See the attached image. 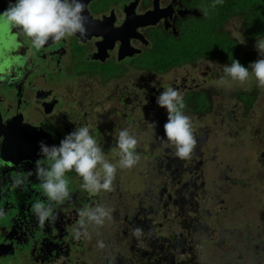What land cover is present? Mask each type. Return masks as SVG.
<instances>
[{"label": "flooded vegetation", "instance_id": "obj_1", "mask_svg": "<svg viewBox=\"0 0 264 264\" xmlns=\"http://www.w3.org/2000/svg\"><path fill=\"white\" fill-rule=\"evenodd\" d=\"M7 1L15 3L2 0ZM83 3L87 29L83 38L73 35L59 42L49 40L38 50L19 29L0 27V264H88L89 250L80 237L74 236L80 222L76 219L81 220L79 213L88 200L81 194L79 176L66 173L70 199L62 204L51 202L56 215L54 222L46 221L41 227L34 215V203L49 204L35 175V162L43 159L40 143L59 146L70 131L81 126L105 127L110 117L117 125L118 116L113 112L116 104L129 109L121 112L127 111L132 122L133 83L146 86L145 80L151 74L173 73L205 61L157 73L149 67L153 43L177 42L187 33L214 27L228 31L235 40L234 31L243 32L240 15L229 16L221 26V16L216 11L228 9H219L220 4L211 7L215 0H83ZM8 5L0 8V13ZM205 62L211 63L212 76L215 69H221L217 60ZM126 91L130 95L119 103V93ZM99 132L95 133L100 138ZM153 166L152 163L150 169ZM122 170L119 176L117 170L113 190L103 200V205L111 210V219L105 221L96 239H101L102 244L95 241L93 264H106L101 253L112 259L113 246L104 244V240L118 231L117 224L120 227L138 220L131 192L125 189L129 178L120 180ZM29 171L33 174L23 185L16 186L15 180ZM127 171L133 173L131 169ZM137 174L142 176L140 172ZM146 232L147 228L141 232V238L157 244L159 240ZM165 263L171 264L167 258Z\"/></svg>", "mask_w": 264, "mask_h": 264}, {"label": "trees", "instance_id": "obj_2", "mask_svg": "<svg viewBox=\"0 0 264 264\" xmlns=\"http://www.w3.org/2000/svg\"><path fill=\"white\" fill-rule=\"evenodd\" d=\"M218 8L228 9L227 12L224 10L216 11L221 16V26L224 25L223 22L229 16L240 15L243 22V34L246 38H264V0H223ZM202 59L205 61L217 60L220 67L230 66L232 60H237L242 66L249 67L255 60V51L243 52L228 31L214 27L207 31L187 33L177 42L153 43L151 45L149 67L161 74L169 68L193 64ZM213 73H215L217 79L225 78L222 67L220 70L215 69ZM134 89L136 103L132 112L134 116L132 122L127 111L122 113L120 106L116 104L113 112L115 111L118 116L117 125H115L114 119L110 117L105 127L89 129L102 147L108 160L111 158L112 152H119L117 146L118 134L123 129H128L130 134L134 135L135 138L137 136V139L140 140L135 149L137 153L142 152L150 157L158 151L160 154L155 156L154 166L146 176L141 173L143 182H137L140 189L130 193L131 203L134 205V214H139L138 220L133 223L125 222L120 227L119 224L116 225L118 231L116 233L112 232L104 240V244L109 243L113 246L111 255L113 261L107 256L105 258L103 253H101V258L106 264H166L165 258L171 264H198L199 253L196 252L197 248L194 247V237L205 238L207 241L211 238L208 236L211 233L207 231L206 223L203 224L200 217V205L206 204L209 199L210 204H215V199L224 196L228 192L225 189H220L223 188L222 185L216 184L215 187L212 186L210 189L209 197L206 193L205 201L203 198L198 197V183H201L202 178L199 173L201 168L199 163L200 148L209 137V127L199 126L198 131L193 132L197 144L191 157L188 159L178 158L175 155V148L166 142L164 134L163 125L167 122V113L164 115L161 110L157 109L158 107L159 109L162 108L156 100L163 89L150 91L148 97L145 94L146 86L134 84ZM138 89L139 93L136 91ZM176 89L183 93L186 104L183 111L191 120L196 116L206 115L212 110V86L201 83L186 86L182 83ZM129 95L130 92L128 91L119 93V103L123 102ZM235 95L237 100L243 103V110L252 109L256 98V88L250 90L240 89ZM156 114H159V118L154 122L155 127L153 129L149 123L153 124L151 119ZM96 130L102 133L100 138L96 136ZM144 133H150L152 138L147 139L143 135ZM258 134L261 140L264 141V126L263 128L259 127ZM159 158H162V163L158 161ZM117 170L119 176L118 173L121 168H117ZM134 171L138 173L136 170H133V173ZM258 172L263 176L264 166L260 167ZM73 174L75 175L74 171L71 172V175ZM152 178L153 181L150 182ZM120 180L123 179L120 178ZM231 182L240 186L248 184L246 183L248 181L243 179L232 178ZM81 183L83 184L82 179ZM128 184H130V179ZM232 187L236 186L232 185ZM218 210L228 212L231 211V208L219 207ZM161 226L163 227L161 228ZM136 228L142 231L147 228L145 234L154 235L159 240L158 243L148 241V238H141V234L139 236L133 235V229ZM260 234L259 230H250L243 233V238L248 243L247 246L254 243L257 245L263 243ZM115 237L118 238L117 241ZM226 238L231 239V237ZM143 243H147V245ZM195 253L196 257L193 260Z\"/></svg>", "mask_w": 264, "mask_h": 264}, {"label": "rangeland", "instance_id": "obj_3", "mask_svg": "<svg viewBox=\"0 0 264 264\" xmlns=\"http://www.w3.org/2000/svg\"><path fill=\"white\" fill-rule=\"evenodd\" d=\"M237 32L242 34L245 41L243 44L240 43L242 51L254 50V62L264 58L258 54L255 48L257 40L245 38L241 29L234 31V35ZM212 68L211 63L204 61L192 67H181L173 73L151 74L150 78L145 80V94L148 97V93L153 92L154 89L164 90L168 87L176 89L182 83L184 85L201 83L213 87L212 110L206 115L196 116L191 120L194 133L198 131L199 126H208L210 131L209 137L200 148L199 163L201 168L199 173L202 178L201 183H198L197 192L198 197L203 198L204 201L206 193L209 197L210 189L216 184L222 185L223 188L220 189H225L228 192L215 199V204H210L209 199L206 204L200 205L199 214L203 224L206 223L208 227L206 229L211 233L208 236L211 238L207 241L205 238L194 237V247L199 253L198 264H264V242L260 245L254 243L247 246L248 243L243 238V233L259 230L260 237L264 241V175L262 176L258 172L260 167L264 166V141L258 134L259 127L263 128L264 126V87H259L254 77L245 85H240L229 77L217 79L215 75L210 74ZM138 82L143 83L142 80H138ZM133 84L138 85L137 83ZM252 88H256L253 107L243 110V103L237 100L235 94L240 89L250 90ZM136 91L139 93V89ZM135 103L134 100V105ZM157 109L166 115L165 108L159 109L158 107ZM120 110L129 109L120 106ZM158 118L159 114L154 115L151 122H156ZM143 135L147 139L152 138L150 133ZM138 154L140 160L131 170L132 172L136 170L146 176L155 156L160 153L158 151L151 157L142 152ZM119 158V152L114 151L109 160L117 164V168H119ZM161 159L159 158L158 161L162 163ZM130 172L123 169L121 179L124 180L126 177L130 179V184H127L125 189H129L130 192L138 191L140 187L137 182H143V178L136 172ZM75 175L77 174L75 173ZM232 178L243 179L248 181L246 182L248 184L245 186L236 185L231 182ZM136 179L138 180L135 181ZM152 181L153 178L150 182ZM121 185L124 186L122 182ZM232 185L236 187H232ZM81 190V194L88 197L87 203L85 202L86 204L83 205L84 209L90 206L95 207L97 204H105L103 200H106L108 192L93 193L84 188ZM219 207H229L231 211L224 212V210H218ZM78 219L76 220L80 221V218ZM101 227L86 222V228L81 230L80 238L89 250L88 264L94 262L93 258L97 252L95 241L101 235ZM226 237H231V239ZM100 240L97 241L99 244H101ZM195 257L196 253L193 260Z\"/></svg>", "mask_w": 264, "mask_h": 264}, {"label": "clouds", "instance_id": "obj_4", "mask_svg": "<svg viewBox=\"0 0 264 264\" xmlns=\"http://www.w3.org/2000/svg\"><path fill=\"white\" fill-rule=\"evenodd\" d=\"M223 0H215L211 7L222 4ZM86 6L83 0H15L0 13V27L19 29L30 38L36 49L43 48L49 40L59 42L62 39L79 35H87L86 17L83 13ZM237 43L245 41L240 32L235 35ZM255 48L264 57V38H257ZM225 77L245 85L254 77L259 87H264V58L244 67L237 60L229 65L221 66ZM249 68L251 71H249ZM157 104L167 110V122L163 125L166 142L175 148V155L180 159L191 157L197 141L193 134L191 118L184 114L186 104L183 93L173 87L164 89L156 100ZM153 129L155 124H149ZM2 139V137H0ZM138 140L123 129L118 134L119 148L118 166L121 169L134 168L140 155L135 151ZM40 155L43 159L35 162V175L41 181L49 204L36 202L32 205L34 215L41 227L46 221L54 222L56 215L51 202L64 203L70 199L66 173L74 171L83 181L82 187L90 192H110L116 177L117 164L110 162L92 135L89 127L81 126L67 134L59 146H47L40 143ZM33 173L27 172L24 177L15 180L16 186H21ZM81 220L79 228L74 229L75 238L79 239L81 229L86 228V222L102 226L111 219V210L103 205L82 209L79 213ZM142 230L133 229V235L139 236ZM85 234L86 231H85ZM102 246V245H101Z\"/></svg>", "mask_w": 264, "mask_h": 264}, {"label": "water", "instance_id": "obj_5", "mask_svg": "<svg viewBox=\"0 0 264 264\" xmlns=\"http://www.w3.org/2000/svg\"><path fill=\"white\" fill-rule=\"evenodd\" d=\"M11 3V1H7L6 3H3L2 0L0 1V8H4L6 4Z\"/></svg>", "mask_w": 264, "mask_h": 264}]
</instances>
